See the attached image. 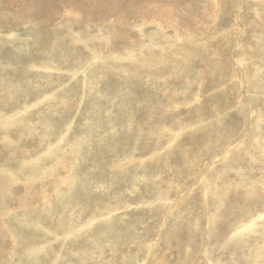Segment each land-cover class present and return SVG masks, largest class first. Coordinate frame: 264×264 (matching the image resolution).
I'll list each match as a JSON object with an SVG mask.
<instances>
[{
	"label": "rangeland",
	"instance_id": "374dc122",
	"mask_svg": "<svg viewBox=\"0 0 264 264\" xmlns=\"http://www.w3.org/2000/svg\"><path fill=\"white\" fill-rule=\"evenodd\" d=\"M262 43L264 0H0V264H264Z\"/></svg>",
	"mask_w": 264,
	"mask_h": 264
},
{
	"label": "bare ground",
	"instance_id": "6f19581e",
	"mask_svg": "<svg viewBox=\"0 0 264 264\" xmlns=\"http://www.w3.org/2000/svg\"><path fill=\"white\" fill-rule=\"evenodd\" d=\"M2 1H3V0H2ZM150 1H151V0H150ZM163 1H164V0H163ZM5 2H6V1H5ZM157 2H158V1H157ZM154 3H155V2H154ZM158 3H159V2H158ZM173 3H174V2H173ZM187 3H189V2H187ZM160 4H162V3H160ZM100 5H101V4H100ZM164 5H165V4H164ZM170 5H172V4H170ZM174 5H175V4H174ZM188 5H190V4H188ZM96 6H97V4H96ZM157 6H158V4L156 5V7H157ZM160 6H161V5H160ZM167 6L169 7V5H167ZM168 7H166V8H168ZM164 8H165V7H164ZM170 8H172V6H171ZM173 8H174V7H173ZM178 8L180 9V7H178ZM158 9H159V8H158ZM162 9H163V7H162ZM33 10H34V8H33ZM33 10L30 9L31 12H32ZM159 10H161V9H159ZM166 10H167V9H166ZM169 10H170V9H168V11H169ZM171 10H172V9H171ZM173 10H174V9H173ZM173 10H172V13L175 12V11H173ZM180 10H181V9H180ZM161 11H162V10H161ZM161 11H159V12H161ZM163 11H164V10H163ZM177 11H178V9H177ZM205 11H206V10H205ZM2 12H3V11H2ZM31 12H30V13H31ZM169 12H171V11H169ZM179 12H182V11H179ZM202 12H203V11H202ZM100 13H101V12H100ZM161 13H162V12H161ZM176 13H177V12H176ZM101 14H102V13H101ZM117 14H118V13H117ZM166 14H168V13L166 12ZM166 14L163 15V13H162L163 16H168V15H166ZM178 14H179V13H177V15H178ZM67 15H68V14H67ZM159 15H160V14H159ZM169 15H170V13H169ZM172 15H173V14H171V16H172ZM175 15H176V14L174 13V16H175ZM196 15H197V13H196ZM198 15H199V14H198ZM201 15H202V14H201ZM182 16H183V15H182ZM182 16H181V18H182ZM102 18H103V17H102ZM174 18H175V17H174ZM200 18H201V17H200ZM244 19H245V18H244ZM81 20H82V19H81ZM99 20H100V19H99ZM174 20H176V19H174ZM180 20H181V19H180ZM185 20H186V19H185ZM177 21H178V20H177ZM201 21H202V18H201ZM201 21H199V22H201ZM113 22H115V21H113ZM91 23H92V22H91ZM110 23H112V20H111ZM201 23H202V22H201ZM112 24H113V23H112ZM166 24H167V23H166ZM171 25H173V24H171ZM165 26L167 27V25H165ZM175 26H176V25H175ZM99 27H100V26H99ZM115 27H116V26H115ZM173 27H174V26H173ZM188 27H189V26H188ZM93 28H96V26H95V27L93 26ZM136 28H137V27H136ZM164 28H165V27H164ZM178 28H179V27H178ZM200 28H201V27H200ZM103 29H104V28H103ZM158 29H159V28H158ZM165 29H166V28H165ZM167 29H169V28H167ZM167 29H166V30H167ZM173 29H174V28H173ZM87 30H88V29H87ZM96 30H97V29H95V32H96ZM140 30H141V29H140ZM159 30H160V29H159ZM166 30H164V32H165ZM110 31H111V30H110ZM110 31H109V32H110ZM182 31H183V30H182ZM184 31H185V30H184ZM97 32H98V31H97ZM97 32H96V33H97ZM153 32H155V31H153ZM177 32H178V30H177ZM92 33H93V32H92ZM161 33L164 34L163 32H161ZM161 33H160V34H161ZM179 33H180V32H179ZM188 33H189V31H188ZM190 33H191V32H190ZM197 33H198V32H197ZM2 34H3V33H2ZM110 34H113V33H110ZM114 34H115V33H114ZM181 34H182V32H181ZM185 34H186V33H185ZM102 35H103V34H102ZM154 35H155V34H154ZM191 35H192V33H191ZM195 35H196V34H195ZM195 35H194V36H195ZM5 36H6V35H5ZM98 36H99V35H98ZM115 36H116V35H115ZM156 36H157V35H156ZM72 37H73V36H72ZM77 38H78V37H77ZM112 38H113V35H112ZM115 38H116V37H115ZM158 38H159V37H158ZM104 39H105V38H104ZM128 39H129V38H128ZM131 39H132V38H131ZM64 40H65V39H64ZM98 40H99V39H98ZM98 40H97V41H98ZM61 41H62V39H61ZM134 41H135V38H134ZM150 41H152V40H150ZM157 41H158V40H157ZM157 41H156V42H157ZM105 42H106V41H105ZM110 42H111V41H110ZM130 42L132 43V40H131ZM153 42H154V41H153ZM156 42H155V43H156ZM116 43H117V42H116ZM133 43H134V42H133ZM158 43H159V42H158ZM54 44H55V43H53V45H54ZM98 44H99V43H98ZM112 44H113V43H112ZM260 44H261V43H260ZM105 45H106V44H105ZM133 45H134V44H133ZM135 45H137V44L135 43ZM147 45H148V44H147ZM153 45H154V44H153ZM262 45H263V47H264V44H263V43H262ZM63 46H64V45H63ZM113 46H114V45H113ZM194 46H195V45H194ZM207 46H208V44H207ZM207 46H206V47H207ZM45 47H47V46H45ZM133 47H134V46H133ZM198 47H199V46H198ZM206 47H205V49H206ZM110 48H111V47H110ZM149 48H150V47H149ZM161 48H162V46H161ZM195 48H196V47H195ZM261 48H262V47H261ZM261 48H260V49H261ZM45 49H46V48H45ZM45 49H43V50H45ZM48 49H49V48H48ZM105 49H106V47H105ZM113 49H114V47H113ZM263 49H264V48H263ZM49 50H50V49H49ZM65 50H66V48H65ZM65 50H64V51H65ZM110 50H112V49H110ZM51 51H52V50H51ZM193 51H195V50H193ZM193 51H192L191 53H193ZM207 51H208V50H207ZM168 52H169V51H168ZM121 53H122V51H121ZM142 53H143V52H142ZM170 53H171V52H170ZM177 53H178V52H177ZM181 53H182V52H181ZM50 54H51V53H50ZM101 54H102V53H101ZM115 54H116V53H115ZM115 54H114V55H115ZM168 54H169V53H168ZM178 54H179V53H178ZM186 54H188V53H186ZM67 55H68V53H67ZM109 55H110V54H109ZM144 55H145V54H144ZM148 55L151 56L150 53H149ZM152 55H153V54H152ZM169 55H171V54H169ZM180 55H181V54H180ZM188 55H189V54H188ZM188 55H186V57H187ZM149 56H148V58H150ZM181 56H182V55H181ZM193 56H194V55H193ZM112 57H113V56H112ZM171 57H172V56H171ZM171 57H170V58H171ZM173 57H174V56H173ZM194 57H195V56H194ZM183 58H184V56H183ZM129 59H133V58H128V60H129ZM144 59H145V58H143V60H144ZM146 59H147V57H146ZM146 59H145V60H146ZM196 59H197V58H196ZM124 60H125V59H124ZM126 60H127V59H126ZM133 60H134V59H133ZM181 60H182V58H181ZM188 60H189V59H188ZM202 60H203V59H202ZM202 60H201V61H202ZM122 61H123V59H122ZM146 61H149V60L147 59ZM146 61H144V62H142V63L144 64V63H146ZM186 61H187V60H186ZM186 61H185V62H186ZM190 61H191V60H190ZM198 61H199V60H198ZM237 61H238V60H237ZM239 61H240V60H239ZM61 62H62V61H61ZM123 62H124V61H123ZM127 62H128V61H127ZM129 62L131 63V61H129ZM240 62H241V61H240ZM56 63H57V62H56ZM134 63H135V62H134ZM137 63H138V62H137ZM142 63H141V64H142ZM192 63H194V62H192ZM57 64H58V63H57ZM170 64H172V63H170ZM124 65H125V64H124ZM162 65H163V64H162ZM168 65H169V64H168ZM175 65H176V67H178V66H177V63H176ZM178 65H179V64H178ZM182 65H183V64H182ZM182 65H181V66H182ZM189 65H190V64H189ZM238 65L240 66L241 64L239 63ZM244 65H245V64H243V66H244ZM120 66H121V65H120ZM184 66H186V65H184ZM122 67H123V66H122ZM129 67H130V66H129ZM167 67H168V66H167ZM182 67H183V66H182ZM195 67H196V66H195ZM199 67H201V66H199ZM241 67H242V66H241ZM241 67H240V68H241ZM130 68H131V67H130ZM164 68H165V67H164ZM242 68H243V67H242ZM245 68H247V67H245ZM116 69H117V66H116ZM127 69H128V68H126V69H124V70H127ZM132 69H133V68H132ZM132 69H131V70H132ZM187 69H188V68H187ZM195 69H196V68H195ZM195 69H194V71H197V70H195ZM198 69H199V68H198ZM122 70H123V68H122ZM122 70H121V71H122ZM124 70H123V71H124ZM129 70H130V69H129ZM129 70H128V72H129V74L131 75V73H130L131 70H130V71H129ZM185 70H186V69H185ZM248 70H249V69H248ZM121 71H120V72H121ZM164 71H165V70H164ZM169 71H170V70H169ZM176 71H177V70H176ZM183 71H184V70L182 69V74H184ZM110 72H111V73H112V72L115 73V71H112V70H111ZM116 72H117V71H116ZM126 72H127V71H126ZM131 72H132V71H131ZM177 72H178V71H177ZM242 72H243V71H242ZM244 72H245V71H244ZM257 72H258V71H257ZM123 73H124V72H123ZM134 73H135V70H134ZM166 73H167V72H166ZM168 73H169V72H168ZM171 73H172V72H171ZM173 73H174V72H173ZM173 73H172V74H173ZM187 73H188V72H187ZM238 73H239V72H238ZM126 74H127V73H126ZM135 74H136V73H135ZM182 74H181V75H182ZM115 75H117V73H116ZM245 75H246V74H245ZM112 76H113V75H112ZM117 76H118V75H117ZM121 76H122V75H121ZM127 76H128V75H127ZM127 76H126V77H127ZM172 76H173V75H172ZM177 76H178V75H177ZM182 76H183V75H182ZM191 76H192V75H191ZM237 76H238V75H237ZM246 76H247V75H246ZM113 77H114V76H113ZM122 77H123V76H122ZM164 77H165V75H164ZM175 77H176V75H175ZM192 77H193V76H192ZM243 77H244V76H243ZM247 77H248V76H247ZM118 78H119V76H118ZM131 78H132V77H131ZM177 78H179V76H178ZM186 78H187V77H186ZM196 78H197V77H196ZM196 78H195V79H196ZM237 78H238V77H237ZM124 79H126V78H124ZM124 79H123V80H124ZM151 79H152V78H151ZM164 79H165V78H164ZM164 79H163V80H164ZM192 79H193V78H192ZM192 79H190V80H192ZM234 79H235V78H234ZM244 79H247V78H244ZM130 80H131V79H130ZM237 80H238V79H236V81H237ZM117 81H118V80H117ZM117 81H116V82H117ZM120 81H121V80H120ZM232 81H233V79H232ZM239 81H240V80H239ZM246 81H247V80H246ZM124 82H125V81H124ZM159 82H161V81H159ZM196 83H197V82H196ZM233 83H235V82L233 81ZM236 83H237V82H236ZM248 83H249V81H248ZM93 85H94V84H93ZM179 85H180V84H179ZM181 86H182V85H181ZM181 86H180V87H181ZM250 86H251V83H250ZM260 86H261V85H260ZM93 87H95V86H93ZM241 87H242V86H241ZM167 88H168V87H167ZM169 88H170V86H169ZM205 88H206V87H205ZM232 88H233V87H232ZM253 88H254V87H253ZM259 88H261V87H259ZM259 88H258L257 90H260ZM178 89H179V88H178ZM180 89H181V88H180ZM255 89H256V88H255ZM192 90H193V89H192ZM195 90H196V88H195ZM169 91H170V90H169ZM180 91H181V90H180ZM3 92H4V90H3ZM192 92H193V95H194V91H192ZM192 92H191V93H192ZM202 92H203V90H202ZM168 93H169V92H168ZM174 93H176V92H174ZM180 94H181V92H179V95H180ZM185 94H186V93H185ZM176 95H177V94H176ZM177 96H178V95H177ZM182 96H183V95H181V98H182ZM185 96H186V95H185ZM185 96H184V97H185ZM195 96H196V95H195ZM3 97H4V96H3ZM184 97H183V99H184ZM188 97H189V96H188ZM187 99H188V98H187ZM194 99H195V97H194ZM184 100H185V99H184ZM3 101H4V100H3ZM7 101H8V100H7ZM182 101H183V100H182ZM185 101H186V100H185ZM191 101H192V100H191ZM248 101H249V100H248ZM8 102H9V101H8ZM186 102H187V101H186ZM188 102H189V101H188ZM250 102H251V101H250ZM2 103H3V102H2ZM2 103H1V105H3ZM156 103H159V102H156ZM161 103H162V102H161ZM181 103H182V102H181ZM4 104H5V103H4ZM63 104H64V103H63ZM239 104H240V103H239ZM151 105H153V104H151ZM168 105H169V104H168ZM183 105H184V104H183ZM186 105H187V104H186ZM255 105H256V104H255ZM163 106H166V105H163ZM169 106H170V105H169ZM177 106H178V105H177ZM177 106H176V107H177ZM249 106H250V105H249ZM17 107H18V106H17ZM178 107H179V106H178ZM192 107H194V106H192ZM197 107H198V105H197ZM165 108H166V107L161 108V109H165ZM152 109H153V108H152ZM159 109H160V107H159ZM190 109H191V108H190ZM10 110H11V108H10ZM217 110H218V109H217ZM158 111L160 112V110H158ZM163 111H164V110H163ZM172 111H173V110H172ZM219 111H220V109L218 110V112H219ZM261 111H262V109H261ZM165 112H167V111H165ZM151 113H152V112H151ZM161 113H162V112H161ZM161 113H160V114H161ZM190 113H192V112H190ZM230 113H231V112H230ZM257 114H258V113H257ZM148 115H149V114H148ZM158 115H159V114H158ZM163 115H164V114H163ZM163 115H162V116H163ZM165 115H166V114H165ZM259 115H260V114H259ZM14 116H15V115H14ZM17 116H18V115H17ZM156 116H157V115H156ZM159 116H160V115H159ZM172 116H173V115H172ZM172 116H171V117H172ZM185 116H186V115H185ZM9 117H10V116H9ZM18 117H19V116H18ZM152 117H153V116H152ZM152 117H151V118H152ZM160 117H161V116H160ZM160 117H159V118H160ZM165 117H167V116H165ZM257 117H258V116H257ZM21 118H22V117H21ZM144 118H146V117H144ZM163 118H164V117H163ZM147 119H149V118H147ZM161 119H162V118H161ZM259 119H260V118H259ZM11 120H12V119H11ZM144 120H146V119H144ZM150 120H151V119H149V121H150ZM154 120H155V118H154ZM156 121H157V120H156ZM162 121H163V120H161V122H162ZM172 121H173V120H172ZM177 121H178V120H177ZM194 121H195V120H194ZM201 121H202V120H201ZM201 121H200V122H201ZM225 121H226V120H225ZM23 122H24V121H23ZM157 122H158V121H157ZM165 122H166V121H165ZM170 122H171V121H170ZM180 122H181V121H180ZM21 123H22V122H21ZM138 123H139V122H138ZM140 123H142V122H140ZM140 123H139V124H140ZM145 123H146V122H145ZM147 123H148V122H147ZM153 123H154V122H153ZM163 123H164V122H162L161 124H158V127H162L161 125H162ZM172 123H173V122H172ZM172 123H171V124H172ZM176 123H177V122H176ZM148 124L150 125V123H148ZM165 124H166V123H165ZM180 124H181V123H180ZM145 125H146V124H145ZM155 125H157V123H156ZM159 125H160V126H159ZM166 125L169 126V124H166ZM172 125H173V124H172ZM177 125H178V124H177ZM177 125H175V126H177ZM181 125H182V124H181ZM186 125H187V123H186ZM194 125H195V124H194ZM141 126H143V125L140 124V127H141ZM147 126H148V125H147ZM150 126H151V125H150ZM182 126H183V125H182ZM182 126H180V127L182 128ZM189 126H190V125H189ZM256 126H257L259 129L261 128V126H260L259 124H257ZM138 127H139V126H138ZM163 127H165V125H164ZM170 127H172V126L170 125ZM178 127H179V126H178ZM186 127H187V126H186ZM186 127H185V129L190 128V127H188V128H186ZM141 128H142V127H141ZM144 128H145V127H143L142 129H144ZM172 128H174V127H172ZM172 128H171V129H172ZM175 128H176V127H175ZM149 129L152 130L153 128L150 127ZM165 129H166V128H165ZM129 130H130V128H129ZM147 130H148V129H147ZM155 130H158V129H154V133H153V134L156 133ZM172 130H173V129H172ZM176 130H177V129H176ZM252 130H253V129H252ZM130 131H131V130H130ZM144 131L146 132L145 129H144ZM167 131H168V130H167ZM169 131H170V130H169ZM169 131H168V132H169ZM173 131H175V130H173ZM132 132H133V131H132ZM183 132H184V131H183ZM166 133H167V132H166ZM133 134H134V133H133ZM142 134H143V133H142ZM168 134H169V133H168ZM172 134H173V133H172ZM131 135H132V134H131ZM144 135H146V134H144ZM148 135H149V134H148ZM164 135H165V134H164ZM204 135H205V134H204ZM152 136H153V135H151V137H152ZM174 136H175V135H174ZM198 136H199V135H198ZM257 136H258V135H257ZM142 137H143V136H141V138H142ZM145 137H146V136H145ZM147 137H150V136H147ZM158 137H160V136H158ZM161 137H162V136H161ZM227 138L229 139V137H227ZM171 139H172V138H171ZM176 139H177V138H176ZM190 139H192V138H190ZM200 139H201V138H200ZM254 139L257 141L256 138H254ZM164 140H165V139H164ZM195 140H196V139H195ZM223 140H224V139H223ZM223 140H222V141H223ZM96 141H97V140H96ZM165 141H166V140H165ZM167 141H168V140H167ZM191 141H192V140H191ZM85 142H86V140H85ZM147 142H148V141H147ZM172 142H173V141H172ZM175 142H176V141H175ZM181 142H182V141H181ZM181 142H180V143H181ZM244 142H245V141H244ZM257 142H258V141H257ZM261 142H263V141H261ZM261 142H260V143H261ZM178 144H179V143H178ZM249 144H250V143H249ZM179 145H180V144H179ZM263 145H264V144H263ZM192 146H193V145H192ZM196 146H197V145H196ZM238 146H239V145H238ZM235 147H236V146H235ZM242 147H243V146H242ZM239 148H240V147H239ZM229 149H230V148H229ZM225 150H226V149H225ZM240 150H243V149H240ZM240 150H239V151H240ZM5 151H6V150H5ZM223 151H224V150H223ZM235 151H237V150H235ZM195 152H196V151H195ZM243 152H244V150H243ZM47 153H48V152H47ZM47 153H46V154H47ZM221 153H223L222 150H221L220 154H221ZM165 154H166V153H165ZM226 154H228V153H226ZM229 154H230V153H229ZM238 154H239V153H238ZM240 154H241V151H240ZM247 154H248V153H247ZM247 154H246L245 156H249V155H247ZM251 154H252V153H251ZM190 155H191V154H190ZM210 155H212V154H210ZM218 155H219V154H218ZM224 155H225V154H224ZM205 156H207V155H205ZM215 156H217V155H215ZM225 156H226V155H225ZM191 157H192V156H191ZM210 157H211V156H210ZM240 157H242V156H240ZM152 158H153V157H152ZM205 158H206V157H205ZM228 158H229V156H228ZM242 158H243V157H242ZM251 158H252V157H251ZM186 159H188V158H185V160H186ZM189 159H190V158H189ZM237 160H238V159H237ZM242 160H243V159H242ZM227 161H228V160H227ZM243 161H244V160H243ZM243 161H242V162L240 161V162L243 163ZM191 162H192V161H191ZM234 162H236V161L234 160ZM234 162H232V163H234ZM73 163H74V162H73ZM229 163H230V162H229ZM236 163H237V162H236ZM186 164H187V163H186ZM239 164H240V163H239ZM74 165H75V164H74ZM224 165H225V167H226V164H224ZM229 165H230V164H229ZM197 166H198V165H197ZM222 166H223V165H222ZM230 166H231V165H230ZM69 167H70V166H69ZM72 167H73V166H72ZM234 167H235V166H234ZM243 167H244V166H243ZM216 168H217V167H216ZM222 168H223V167H222ZM230 168H231V167H230ZM239 168H240V167H239ZM231 169H232V168H231ZM231 169H230V170H231ZM224 170H225V169H224ZM240 170H241V169H240ZM214 171H218V170H214ZM236 171H237V170H236ZM226 172H228V169H227ZM50 173H51V172H50ZM231 173H232V172H231ZM186 174H187V173H186ZM263 174H264V173H263ZM45 175H46V174H44V176H45ZM47 175H48V174H47ZM47 175H46V176H47ZM49 175H51V174H49ZM219 176H220V174H219ZM219 176H218V177H219ZM41 177L43 178V175H41ZM49 177H50V176H49ZM38 178H40V177H38ZM45 178H46V177H45ZM206 178H207V177H206ZM216 178H217V177H216ZM36 180H38V179H36ZM42 180H43V179H42ZM38 181H39V180H38ZM38 181H37V182H38ZM45 181H46V180H45ZM65 181H66V180H65ZM182 182H183V181H182ZM209 182H210V181H209ZM33 183H34V182H33ZM39 183H40V182H39ZM51 183H52V182H51ZM54 183H55V181H54ZM214 183H215V182H214ZM41 184H42V183H41ZM58 184H59V183H57L56 185H58ZM88 184H89V183H88ZM209 184H210V183H209ZM217 184H218V183H217ZM32 185H33V184H32ZM32 185H31V186H32ZM56 185H55V186H56ZM220 185H221V184H220ZM260 185H261V184H260ZM41 186H43V185H41ZM48 186H49V185H48ZM221 186H222V185H221ZM250 186H251V185H250ZM46 187H47V186H46ZM52 187H53V185H52ZM52 187H51V188H52ZM218 187H219V186H218ZM32 188H33V187H32ZM32 188H31V189H32ZM44 188H45V187H44ZM44 188H43V189L40 188V189L44 190ZM213 188H214V187H213ZM220 188H221V187H220ZM254 188H255V187H254ZM260 188H261V187H260ZM45 189H46V188H45ZM184 189H185V188H184ZM203 189H204V188H203ZM221 189H222V188H221ZM33 190H35V189H33ZM42 190H41V191H42ZM206 191H207V190H206ZM213 191H214V190H213ZM213 191H212V192H213ZM218 191H219V189H218ZM252 191H253V190H252ZM257 192H258V191H257ZM259 192H260V191H259ZM214 193H215V192H214ZM47 194H48V193H47ZM220 194H222V193H220ZM223 194H224V193H223ZM249 194H250V193H249ZM203 195H204V194H203ZM215 195H216V194H215ZM261 195H262V194H261ZM250 196H251V195H250ZM250 196H249V197H250ZM253 196H254V195H253ZM257 196H258V194H257ZM242 197H243V196H242ZM255 197H256V196H255ZM46 198L48 199V197H46ZM205 198H206V197H205ZM237 199H243L245 202L249 201L248 198H241L239 195H238ZM219 200H220V199H219ZM221 201H222V200H221ZM233 201H234V200H233ZM220 203L222 204V202H220ZM250 203H251V202H250ZM181 204H182V203H181ZM204 205H205V204H204ZM245 207H246V206H245ZM129 208H130V207H129ZM109 210H110V209H109ZM215 210H216V209H215ZM248 211H249V210H245V211H243V210H241L239 207L235 206L233 203H229V204L227 205V207H226V211H225V212H226V213H234V212H238L239 214L244 212L243 214L245 215L246 213H249ZM216 212H217V211H216ZM219 212H220V211H219ZM215 214H216V213H214V215H215ZM215 216H216V215H215ZM212 217H213V216H212ZM214 218H215V217H214ZM214 218H213V219H214ZM219 218H220V217H219ZM238 218H239V217H238ZM197 219H199V218H197ZM223 221H224V220H223ZM199 223H200V222H199ZM207 223H208V222H207ZM196 225H197V224H196ZM202 228H203V227H202ZM213 230H214V229H213ZM122 235H123V234H122ZM128 237H129V236H128ZM213 238H214V237H213ZM129 239H130V238H129ZM192 242H193V241H192ZM217 243H218V241H217ZM217 243H216V244H217ZM193 244H194V243H193ZM186 245H187V244H186ZM214 245H215V244H214ZM212 248H213V246H212ZM218 248H219V247H218ZM207 260H208V259H207Z\"/></svg>",
	"mask_w": 264,
	"mask_h": 264
}]
</instances>
